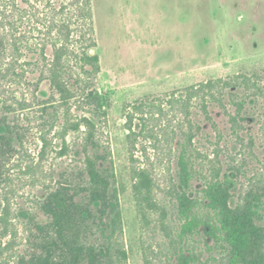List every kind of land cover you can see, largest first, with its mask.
I'll return each instance as SVG.
<instances>
[{
    "label": "rangeland",
    "instance_id": "obj_1",
    "mask_svg": "<svg viewBox=\"0 0 264 264\" xmlns=\"http://www.w3.org/2000/svg\"><path fill=\"white\" fill-rule=\"evenodd\" d=\"M65 2L71 10L75 7L70 1ZM41 3L38 2L40 6ZM11 10L14 11V7ZM91 13L93 37L97 43L91 52L98 53L101 65L96 85L109 102L108 113L101 118V127L113 156L127 264H169L167 252L162 254L159 246L168 242L171 230L177 234L186 220L180 214L175 189L203 199V188L212 178L220 177L232 184L233 207L238 202H253L249 211L256 225L264 228V92L260 91L264 90V77L256 80V87L251 90L256 95L252 97H248L243 88L227 87L221 104L216 99H209L211 120L203 110L201 98L197 97L190 104L189 119L180 111L173 129L164 127L169 122H161L163 130L156 131L165 153L156 156L154 147L148 146L156 166L154 197L160 206L159 211H152L154 221L149 226L142 219L135 197L132 154L127 138L129 130L123 110L125 103L138 102L145 97H164L174 91L181 95L186 88L208 80L264 70V0H91ZM72 22L79 23L76 17ZM72 26L77 37L78 28ZM31 35V40H35L38 33ZM3 58L5 56L2 61ZM5 60H11V55L8 54ZM13 79L14 75L1 80L0 69V119L5 118L14 130L21 132L25 149L38 160L41 132L48 127L42 125L44 121L34 118L42 107L41 100L49 97L50 88L44 83L36 89L25 80ZM22 99H27L32 107L19 105L17 100ZM76 108L74 117L88 110L77 112ZM234 114L240 124L234 127L236 130L230 121ZM61 121L47 136L50 145L42 170L36 174L40 180L36 185L28 183L31 176L22 175L15 165L21 163L18 155L10 161L11 174L16 180L14 187L18 190L11 196V229L17 231L18 239L6 256L11 252L21 253L26 248L21 238L25 236L27 219L21 217L19 211L22 208L36 211L37 202L46 188L44 185L53 181L52 172L57 174L68 167L81 165L80 156L73 152L65 157L58 154L63 145L57 132ZM17 122L18 128L15 127ZM188 134L193 135L195 169L186 184L180 176L178 159L184 146L191 147L187 142ZM77 136L79 134L71 132L67 141L73 143ZM12 138L16 147L21 146L15 132ZM137 143L139 148L144 146L140 139ZM168 152L172 155H167ZM136 154L141 156L140 151ZM163 205L166 213L161 209ZM195 211L202 219L209 213L205 205L195 207ZM3 238L0 234V241ZM12 238L5 237L4 240ZM220 238V244L212 241L209 248L202 233L188 234L181 240V246L189 251L191 264H236V260L230 261L232 239L225 240L224 234ZM238 241L240 257L250 259L248 253L256 251L253 243ZM258 242L264 250V238ZM170 262L176 263L174 258Z\"/></svg>",
    "mask_w": 264,
    "mask_h": 264
},
{
    "label": "trees",
    "instance_id": "obj_2",
    "mask_svg": "<svg viewBox=\"0 0 264 264\" xmlns=\"http://www.w3.org/2000/svg\"><path fill=\"white\" fill-rule=\"evenodd\" d=\"M40 1L41 6L38 4ZM68 1L73 7L75 5L72 10L65 0H0L1 80L14 75L16 81L25 80L36 89L44 83L50 88L49 97L41 100L42 107L36 111L38 116L34 118L44 121L42 125L48 127L41 132L42 147L38 160L25 149L21 132L14 130L5 118L0 119V234L4 238L14 237L0 241V264H127L128 261L122 241L123 219L112 151L103 138L105 132L101 127V118L107 115L109 102L96 85L101 65L98 53L91 52L97 46L93 37L91 0ZM74 17L79 23L72 22ZM72 25L78 28L77 37ZM36 31L38 37L31 40V34ZM8 54L11 60L6 61ZM22 57L26 58L21 60ZM263 77L264 70L240 73L228 79L218 78L193 85L181 95L174 91L164 97L158 95L125 103L123 110L129 130L127 138L132 154L130 161L135 197L142 219L148 226L154 221L152 211L160 210L154 197L156 166L148 146L154 147L156 156L165 153L156 131L159 128L163 130L161 122H169L164 127L173 129L180 111L186 113L189 119L190 104L197 97L201 98L203 110L211 120L209 99H216L221 104L227 87L243 88L247 91L246 95L252 97L256 95V92H251L256 87V80ZM260 91L264 92L263 89ZM17 102L27 105V108L32 107L27 99ZM74 105L78 107L77 112L85 108L88 110L74 117ZM262 107L264 109V100ZM236 116L230 117L233 129L240 125ZM59 120H62L61 128L57 132L63 145L58 154L65 157L73 152L80 156L81 165L68 167L57 174L52 172L53 181L44 185L46 188L37 202L36 211L24 208L19 211V215L27 219L25 236L21 238L26 248L21 253L11 252L6 256L5 253L16 245L18 239L17 231L11 229V196L18 190L14 187L16 180L11 174L10 161L18 155L21 163L15 165L22 175L31 176L28 183L36 185L40 181L36 174L42 170L50 145L47 136ZM15 127H19L18 122ZM14 132L21 143L19 147L12 143ZM71 132L79 134L73 143L67 141ZM139 139L144 144L142 148L137 145ZM192 139L193 135L188 134L187 142L191 147L184 146L178 159L180 176L186 184L195 169ZM137 151L141 152V156H137ZM231 187L232 184L220 177L212 178L203 188V199L175 189L180 214L186 220L177 234L171 230L168 242L164 241L159 246L162 247V254L167 252L169 264H191V255L184 245L181 246V240L188 234L201 233L209 248L212 241L220 244L222 234L225 240L232 239L233 250H229L232 263L236 260L240 264H264V250L258 242L264 238V228L256 225L249 211L253 202H238L233 207ZM203 205L209 211L205 219L195 211V207ZM161 209L166 213L165 205ZM238 240L253 243L256 251L248 253L250 259L240 257ZM172 258L176 263L170 262Z\"/></svg>",
    "mask_w": 264,
    "mask_h": 264
}]
</instances>
